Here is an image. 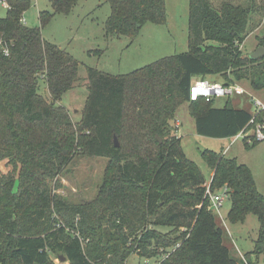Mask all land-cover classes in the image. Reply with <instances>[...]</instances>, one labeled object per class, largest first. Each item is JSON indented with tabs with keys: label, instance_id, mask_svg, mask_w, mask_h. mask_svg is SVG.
Masks as SVG:
<instances>
[{
	"label": "trees",
	"instance_id": "trees-1",
	"mask_svg": "<svg viewBox=\"0 0 264 264\" xmlns=\"http://www.w3.org/2000/svg\"><path fill=\"white\" fill-rule=\"evenodd\" d=\"M0 17V264H127L130 254L156 264H250L264 258V195L248 166L223 151L201 155L213 192L226 188L227 219L259 223L252 251L240 260L223 244L208 209L206 180L183 152L174 122L186 103L200 135L234 137L249 129L252 113L215 98L190 100L194 78L219 75L223 84L247 80L264 87V56L250 59L240 44L264 15V0L218 8L189 0L188 49L125 74L86 68L88 95L72 121L58 102L77 81L79 62L21 21L28 0H6ZM40 26L55 13L69 14L80 0H49ZM106 34L134 35L146 21L163 23L165 0H104ZM264 47V31L256 37ZM213 81V80H210ZM48 96L39 93L40 83ZM216 82V81H215ZM264 112L255 116L262 119ZM116 137L118 146L114 145ZM157 137L161 139L158 141ZM253 142L251 144H255ZM249 146L248 143H246ZM76 155L107 158L91 201L73 203L56 193L58 177ZM167 227V230H162Z\"/></svg>",
	"mask_w": 264,
	"mask_h": 264
},
{
	"label": "rangeland",
	"instance_id": "rangeland-1",
	"mask_svg": "<svg viewBox=\"0 0 264 264\" xmlns=\"http://www.w3.org/2000/svg\"><path fill=\"white\" fill-rule=\"evenodd\" d=\"M218 8L224 0H209ZM235 4H246L249 0H227ZM260 4L261 0H255ZM166 19L163 23L146 21L132 36L106 34L104 21L110 13V6L104 0H80L69 14L55 13L40 26L38 14L46 10L52 12L49 0H28V6L22 14L27 26L39 27L42 38L65 49L78 60L77 81L64 92L59 104L70 113L73 122L80 118L84 107L87 89L86 68L109 74H125L151 63L161 57L187 51L189 0H165ZM6 15V6L0 0V17ZM254 30L240 44L243 54L253 52L257 47V35L264 31V15L254 17ZM210 80L222 82L219 75L210 76ZM250 94L264 101V87L253 89L247 80L238 81ZM39 93L48 96L46 85L41 82ZM249 93L234 96L232 99H244L237 103L252 110ZM250 103V104H249ZM223 98L214 101L215 106H223ZM176 120L180 123L175 133L180 137L184 154L201 170L208 184L211 170L201 155L204 149L223 151L228 157L250 169L256 188L264 195V140L247 146L243 136L215 138L197 134L194 119L186 103L176 110ZM107 158L76 155L58 177L60 186L56 193L66 200L79 203L93 200L102 183ZM11 170L6 160L0 161V173ZM231 201L228 196L222 200L218 212H213L216 223L222 229L223 244L230 254L240 260L250 251L257 238L259 223L255 214H248L242 222L231 223L227 219ZM162 230H167L165 227ZM157 258H144L136 253L130 254L127 264H156ZM54 264L65 263L62 256L53 255ZM250 264H264V258L252 260Z\"/></svg>",
	"mask_w": 264,
	"mask_h": 264
},
{
	"label": "built area",
	"instance_id": "built-area-1",
	"mask_svg": "<svg viewBox=\"0 0 264 264\" xmlns=\"http://www.w3.org/2000/svg\"><path fill=\"white\" fill-rule=\"evenodd\" d=\"M3 5L7 6V1L2 0ZM21 21L24 20L21 18ZM248 94L249 92L238 82L223 84L220 82L210 81L205 78H194L189 87V99L196 100L203 98L209 100L212 98H231L233 96H239L243 94ZM249 100L253 105V115L249 121L250 128L243 129L234 137L243 136L246 143L251 144L253 142H258L264 140V117L259 120H255V116L261 112H264V101L260 98L249 93ZM179 122L175 120L174 128H178ZM205 195L208 201V209L212 212H218L221 207L222 200L226 194V188L222 187L220 190L213 192L209 184L206 185Z\"/></svg>",
	"mask_w": 264,
	"mask_h": 264
},
{
	"label": "water",
	"instance_id": "water-1",
	"mask_svg": "<svg viewBox=\"0 0 264 264\" xmlns=\"http://www.w3.org/2000/svg\"><path fill=\"white\" fill-rule=\"evenodd\" d=\"M264 56V47L262 46H258L253 52L248 54V57L250 59H258V58H262ZM158 141L161 142V139L159 137H157ZM114 145L118 146V142L116 137H114Z\"/></svg>",
	"mask_w": 264,
	"mask_h": 264
},
{
	"label": "crops",
	"instance_id": "crops-1",
	"mask_svg": "<svg viewBox=\"0 0 264 264\" xmlns=\"http://www.w3.org/2000/svg\"><path fill=\"white\" fill-rule=\"evenodd\" d=\"M213 81H216V80H213ZM216 82H218V81H216ZM234 97V96H233ZM233 97H231V98H229V103L234 107V108H242V109H245V110H247V111H249L250 113H253V108H252V110H248V108H247V106H240V105H238L237 103H240L241 101H242V103H244V99H240V98H237V99H232ZM219 99V98H218ZM224 99V98H223ZM224 100H226V99H224ZM250 104V103H249ZM180 124V123H179ZM177 133V132H176ZM177 135V134H176ZM246 142V141H245ZM211 174H212V172H211ZM254 247V246H253ZM253 250V248L250 250V251H252ZM244 255V254H243Z\"/></svg>",
	"mask_w": 264,
	"mask_h": 264
}]
</instances>
